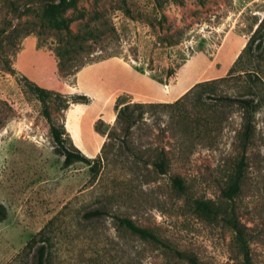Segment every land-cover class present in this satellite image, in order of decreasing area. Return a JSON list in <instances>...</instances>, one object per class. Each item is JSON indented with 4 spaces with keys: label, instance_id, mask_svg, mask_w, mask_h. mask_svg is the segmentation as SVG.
Returning a JSON list of instances; mask_svg holds the SVG:
<instances>
[{
    "label": "rangeland",
    "instance_id": "374dc122",
    "mask_svg": "<svg viewBox=\"0 0 264 264\" xmlns=\"http://www.w3.org/2000/svg\"><path fill=\"white\" fill-rule=\"evenodd\" d=\"M0 205V264H264V0H0Z\"/></svg>",
    "mask_w": 264,
    "mask_h": 264
},
{
    "label": "trees",
    "instance_id": "16d2710c",
    "mask_svg": "<svg viewBox=\"0 0 264 264\" xmlns=\"http://www.w3.org/2000/svg\"><path fill=\"white\" fill-rule=\"evenodd\" d=\"M55 7L59 8L60 5H56ZM37 91H38V93L41 94L42 97L46 94L45 90H43L41 88H37ZM243 103L247 104V102H245V101H243ZM47 115H48V112H47ZM53 135H54L56 142L61 147H63V153L66 157V159H65L66 165H71V164L78 162V161L89 162V160L85 156L80 154L79 152H75V151L70 150L64 146L62 135L58 131V129L55 127H53ZM243 176H244V170H243V167L241 164L235 179L232 181L230 186L223 191L224 197H226L227 199H234V197H236L239 194V192L241 190V182H242ZM175 183L177 184V186L180 189H184L183 182L180 178H176ZM197 207L205 213H213V211H214L211 204L208 202H205V201L204 202L197 201ZM101 214H102L101 211L96 210V211L89 212L87 214V217H89V218L96 217V216H100ZM0 217H2V218L6 217V208L3 205H0ZM117 220L121 226H125L126 228L131 230L133 233L137 234L140 238H142L144 240H151V241H154L156 243H159V244H162L165 246L167 245L151 229L139 226L132 219L117 217ZM234 227H235V230L239 234V241H240L242 248H243L244 264H253L250 249H249V246H248L246 239L243 237L242 229L239 227L238 224H235ZM46 252H47L46 246L43 245L39 248L38 264H45L46 254H47ZM181 255H184V254H181ZM186 258L192 264H201L196 258H194L192 256H186Z\"/></svg>",
    "mask_w": 264,
    "mask_h": 264
}]
</instances>
